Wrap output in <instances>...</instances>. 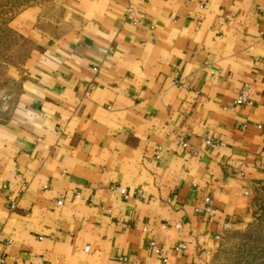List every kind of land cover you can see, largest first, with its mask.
Returning a JSON list of instances; mask_svg holds the SVG:
<instances>
[{"label": "crops", "instance_id": "0c3cea01", "mask_svg": "<svg viewBox=\"0 0 264 264\" xmlns=\"http://www.w3.org/2000/svg\"><path fill=\"white\" fill-rule=\"evenodd\" d=\"M72 4L58 35L13 21L37 48L0 84V264H208L264 176V0Z\"/></svg>", "mask_w": 264, "mask_h": 264}, {"label": "rangeland", "instance_id": "374dc122", "mask_svg": "<svg viewBox=\"0 0 264 264\" xmlns=\"http://www.w3.org/2000/svg\"><path fill=\"white\" fill-rule=\"evenodd\" d=\"M72 6V0H0V84L11 88L12 96L18 95L25 63L37 48L33 37L20 30L14 19L35 7L40 11L41 28L58 35L68 28ZM249 187L246 221L226 229L210 252L208 264H264V176L253 179Z\"/></svg>", "mask_w": 264, "mask_h": 264}, {"label": "built area", "instance_id": "2783aa9c", "mask_svg": "<svg viewBox=\"0 0 264 264\" xmlns=\"http://www.w3.org/2000/svg\"><path fill=\"white\" fill-rule=\"evenodd\" d=\"M251 91H252V88L249 85L244 86L243 89L241 90L238 98L235 100V103L236 104H244V103L252 104L254 100H253V98L251 96ZM178 138L181 141H183V145L184 146H186V147L189 146V141L188 140H185L180 135L178 136ZM203 141L210 148H217V147H220L221 145L224 144L222 141H218V140L214 139L211 135L205 136L203 138ZM158 157H160V156L158 155ZM8 187H9V185L7 183H3L2 189L4 190L3 192L5 193V196H6V198L9 201V207H10V209L14 210L17 207V203L14 200L13 195L8 191ZM114 188L119 190L120 192H122L125 196H128V193H127V191H126V189L124 187H120V186L114 185ZM205 201H206V204H207L205 209L211 211L212 210L211 198L207 197ZM61 202L62 201H59V203H61ZM121 225L123 227H125V228H128V227L134 226L135 223H133L132 221H124L123 220V221H121ZM230 226L231 225L229 223H226L225 224V229H229ZM144 229L146 230L147 227H145ZM149 246L151 248H153L155 253L158 254L161 257L162 262L164 264H167L169 262V256H168L167 248L165 246L159 245L156 242L155 239H151L149 241ZM187 247H188L187 243L181 242V243L176 244L173 248L176 251H185V250H187ZM0 260L2 262H4L3 258H1Z\"/></svg>", "mask_w": 264, "mask_h": 264}]
</instances>
